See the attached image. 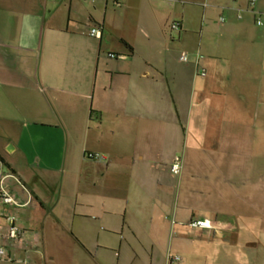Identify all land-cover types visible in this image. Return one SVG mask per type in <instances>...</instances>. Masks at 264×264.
<instances>
[{
	"label": "crops",
	"instance_id": "1",
	"mask_svg": "<svg viewBox=\"0 0 264 264\" xmlns=\"http://www.w3.org/2000/svg\"><path fill=\"white\" fill-rule=\"evenodd\" d=\"M0 179V264H264V0H0Z\"/></svg>",
	"mask_w": 264,
	"mask_h": 264
},
{
	"label": "built area",
	"instance_id": "2",
	"mask_svg": "<svg viewBox=\"0 0 264 264\" xmlns=\"http://www.w3.org/2000/svg\"><path fill=\"white\" fill-rule=\"evenodd\" d=\"M256 0H249V5L250 7H253L255 4ZM225 19L221 18L220 22H224ZM256 25L261 27L263 26V23L260 19H257ZM173 30H178L180 28V23L175 22L172 24L171 27ZM89 36L92 38H100L101 37V30L98 29L97 27L91 28L89 31ZM112 58H115L116 56L112 55ZM180 61L187 63L188 62V56L186 54H183L180 57ZM201 76H205V72L201 71L200 73ZM85 158L87 160H92V161H104L106 160L105 156H101L95 153L91 152H86ZM183 171V161L181 156H176L173 159L172 165H171V174L175 177H179L182 174ZM2 180L0 179V201L5 205V206H10V207H21L20 204H18L14 197L10 195V193L5 190L2 185ZM27 205V204H25ZM9 225H10V234L9 236L12 239H17L22 235V230L16 227V218L11 216L7 218ZM188 226L194 230H209L213 232L218 231V226L216 223H213L209 220L206 219H194L189 222ZM7 258V252L6 250L0 246V260H4ZM180 258L178 256H170L169 257V264H172L173 262H178Z\"/></svg>",
	"mask_w": 264,
	"mask_h": 264
},
{
	"label": "rangeland",
	"instance_id": "3",
	"mask_svg": "<svg viewBox=\"0 0 264 264\" xmlns=\"http://www.w3.org/2000/svg\"><path fill=\"white\" fill-rule=\"evenodd\" d=\"M259 28V27H258ZM262 29V28H260ZM167 35H173L175 36V33L167 29ZM88 41H85V44L88 45ZM188 145V153L189 158L191 159L190 162H192V168L190 170L186 171L187 175L183 180L179 182V178L181 177H171L170 181H168V185H170L167 192V197L170 200V203L168 204V213H172L173 210H175L178 206H190V207H201L200 200H201V175L202 171L199 169V164L201 162V154L199 152L196 153L195 149H198L195 147V142L193 143V140H190ZM206 157V156H204ZM205 159V158H204ZM203 162V161H202ZM191 164V163H189ZM197 165V166H196ZM197 168V169H195ZM214 173L217 174V171L215 170ZM183 174V173H182ZM194 202V203H192ZM167 204V203H166ZM214 258H216L217 254V247L214 248ZM253 253V252H252ZM250 253L251 258H258L259 260H264V251L261 250L260 252L257 251L256 256ZM216 262V261H214Z\"/></svg>",
	"mask_w": 264,
	"mask_h": 264
},
{
	"label": "trees",
	"instance_id": "4",
	"mask_svg": "<svg viewBox=\"0 0 264 264\" xmlns=\"http://www.w3.org/2000/svg\"><path fill=\"white\" fill-rule=\"evenodd\" d=\"M127 47L129 48L130 51H132V48L130 46L127 45ZM86 154V153H85Z\"/></svg>",
	"mask_w": 264,
	"mask_h": 264
}]
</instances>
